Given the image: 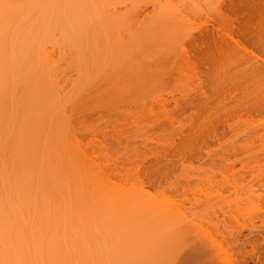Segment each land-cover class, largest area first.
<instances>
[{"label": "rangeland", "instance_id": "374dc122", "mask_svg": "<svg viewBox=\"0 0 264 264\" xmlns=\"http://www.w3.org/2000/svg\"><path fill=\"white\" fill-rule=\"evenodd\" d=\"M61 1L0 0V16L21 14L22 17L31 14V17H33V15H38L36 11H42L40 14L43 16L45 14L43 13L44 10L46 12V9L49 8L54 13L52 8L58 5L61 6L60 4L64 3ZM63 1H66V5L64 4L66 8L71 3L73 5L74 2H77L76 0ZM86 1L87 4L85 5L83 0H78L81 3V9L86 6L82 10L89 13L87 15H90L89 19L91 20L87 21L88 16L81 13V10L78 9L79 6L76 7L75 11L77 9L80 11L79 13L86 19H83L82 16L81 18L85 22L87 21V24L84 23L85 25H83L84 21L81 18L79 19L78 13L75 12L74 16H77L76 19H73L77 23L75 21V25H72V29H70V25L74 23V20H72V15L71 17L69 15L73 11L67 10L69 15H64V17L63 14H66V10H63L62 18L57 16L59 14L56 15L64 25H61L64 28L63 33L61 27H59V30H61L59 32L62 35L56 30L57 21L55 23L53 21L55 27L52 26L51 31L55 29L56 32L53 31L55 34H50H53L52 37H56V40L53 38L52 42V38H50L49 41L48 37L40 40V43L42 42L44 46L43 51L47 52L45 53L46 58H41H44L43 60H46V62L48 61V67L50 64L52 65V72L55 68L53 75L50 71L51 78L48 77L49 70L46 72L47 75L44 74L48 78L41 77L42 83H44V78L49 85L45 88V82L42 86L45 90L52 86L56 96L54 95L55 102L53 104V98L51 100L49 96L45 95V99L49 98L50 102L47 99L43 100L46 102L42 105V107L45 106L43 107L45 109L42 113L43 116L38 114L40 118L37 115L38 118L36 116L31 121L33 126L30 124L31 128L28 129L30 132V134L28 133L30 137H27L28 144H58L59 147H68L71 152L64 151L61 153L62 156L58 154L61 151L53 153L54 155L50 154V156L52 155L50 161L52 160L54 163L58 160V163L54 164H62V157L65 163H82V165L85 163V166H88L85 167L86 169L102 168L101 170L109 174H121L128 177L147 174L162 175L160 177L167 175L166 177L169 178L165 182L168 185L163 184L164 186H160L161 190L159 189V191H162V195L160 193L159 197L161 198L158 197L161 200L163 198L162 201L170 205L166 208H164V205L162 209L165 210H160L162 215L165 216H160L163 217V222L161 221L162 223L160 222L161 225L160 223L159 225L162 231L165 228V231L167 229L171 234L169 235L166 232L168 234H166V237L164 233L161 235L163 238L159 237V240L163 242L160 244L163 246H160L162 253L160 255L167 257V259L165 258L167 261L164 260V263L171 264L173 258H171V253L173 250L175 252V248H177L175 244L177 245L179 242L180 244L182 242L187 244L189 248L191 244L201 242L208 244L210 240L211 242L214 240L217 243H222V245H225V243L230 245L233 264H264V261H262L264 257L261 255L262 245L264 244V175H262L264 173V144L259 142L254 144L242 143L245 131H248L258 122L255 120H250L253 121V124L248 122L251 117L244 115V113L250 107L248 106L250 102L252 103L251 98L256 94L255 90L259 89L261 85L251 69H248L249 66L240 64L234 52V54H222V52V55H220V51H218L220 50L218 45L220 42L218 43V41L221 39L233 45L235 22L239 18L237 12L241 14V9L243 11L247 8L246 5L244 7V4L259 5L257 6L259 8H256L259 14V12H264V0H102L103 4L90 1L91 5H88L89 0ZM244 1L247 3H244ZM78 2L73 6H77ZM82 3H84V6ZM94 5L101 6L94 8H98L99 18L93 9ZM91 6H93L92 10L95 13H92V10L89 9ZM87 8L90 11H87ZM57 10L55 12H59ZM169 12L173 14L170 13V16ZM26 13L27 15H23ZM117 14L120 17L119 19ZM51 15L53 16V14L45 16L52 18ZM65 18L66 21H64ZM115 18L116 20H114ZM100 19H103L102 22ZM78 21H81L79 23L82 25H79ZM257 21H254V28L258 27L260 29L263 24H260L259 27ZM88 22L92 27L88 25ZM59 23L60 21H58V26H60ZM74 26H77V28L80 26L79 30H83V26L85 30L77 31V33ZM262 31L264 33V28ZM128 39L129 43L127 42L126 45L129 50L125 42V46L123 45V40L127 41ZM139 39L144 44H149L150 47H147L148 45L142 46L148 48L149 53H147L148 50H144L142 47V49H139L138 46L142 43ZM110 41H120L119 43L123 45V48L116 50H118V53L125 49L123 51L125 56L130 54L131 51L134 56V49H137V47V51L141 50L142 52L144 50L145 54L140 52V54H136L137 61L135 57L134 59L131 58L130 54L127 57L128 60L124 61L125 56H121V58L120 53L113 54L114 52H111L112 48L110 46L113 43H110ZM137 41L141 43L138 44ZM213 45L218 50H215ZM100 49L104 51V55ZM127 50L130 53L127 52L126 54ZM99 51L102 52L101 56ZM210 51L214 53L211 52V54ZM208 53L210 54L208 55ZM147 54L152 56L150 57ZM51 57L52 59H50ZM210 57L213 58V62ZM151 58L158 60L157 63L155 61V63H152ZM143 59L146 62L150 59L152 61L145 63ZM130 60L135 61L130 62ZM121 62L125 64H121ZM127 62L132 67L136 64L140 66L139 69L144 68V70L150 63L154 66L160 63L162 70L159 69L160 66L158 65V69L155 67L157 69L156 74H158V70L162 73L158 75L152 73L154 77H151L150 70H147L151 68L152 71H155V69H152L153 67L150 65L145 70L149 72L150 78H147L149 84L146 79L147 85L143 83L144 86L140 88L141 84L136 91L134 90L135 94L134 92L130 93V90L124 94L121 92V97H117L120 96V92L117 90L118 95H116L117 93H114L116 89L110 88L109 83L112 82H110V79L112 78L114 81L115 67L117 68L118 65L122 66L121 74L125 68L124 65L131 69V66L126 64ZM137 62L140 64L138 65ZM148 63L149 65H147ZM53 66L54 68H52ZM132 69H135V67ZM136 69L138 68L136 67ZM126 70L124 71L126 72ZM231 70L232 72H230ZM40 73L36 76L38 80H40L39 76L43 75ZM117 74L118 72H116ZM251 78L253 81H251ZM109 88L110 90H108ZM116 88L118 89V87ZM261 89L259 92H261ZM44 92L47 94L48 91ZM105 93L106 95H104ZM66 97H69V100ZM244 99L246 102L248 101V104L244 102ZM62 105L63 107H61ZM239 114H242L240 115L242 117H239ZM244 116L246 119H244ZM213 119L216 122L217 120L224 122H220V124L217 122V124ZM72 144H75V147ZM71 147L77 152L72 151ZM188 148L192 150L194 148L191 153L193 155L195 152L197 153L194 155L195 158L193 155L189 157L190 151ZM78 151H82L84 156L82 154H80L82 156L76 155ZM72 152L76 155L75 158ZM85 158L90 163L86 162ZM224 169L231 170L232 175L236 173L234 181H238V183L236 182L238 187L234 188V186L229 185L230 188L228 185L222 184L220 174ZM62 171L64 170L61 169L59 173H63ZM200 173L202 176L203 174L208 177L213 175L217 178L212 184L208 182L206 184L204 180V183H202L196 180V176H200ZM260 174L261 176H259ZM189 176L194 177L187 180ZM168 182H172L171 185ZM132 183H134V180ZM132 183L130 182V184ZM209 192L212 194H209ZM217 192L222 196L217 195L218 197H214ZM171 207H174L175 210H172ZM167 209L172 210L174 214L172 213L171 216V212H168L170 217L166 216L167 212H163ZM170 223L174 228L172 232L167 227ZM161 229L158 227L159 232ZM164 246L169 248L164 249ZM162 250L167 251L162 252ZM167 252L170 253L169 256L166 255Z\"/></svg>", "mask_w": 264, "mask_h": 264}, {"label": "bare ground", "instance_id": "6f19581e", "mask_svg": "<svg viewBox=\"0 0 264 264\" xmlns=\"http://www.w3.org/2000/svg\"><path fill=\"white\" fill-rule=\"evenodd\" d=\"M76 1L78 2V0ZM83 1L86 5L87 1L86 0H83ZM90 1H93L94 3L98 2V4L99 3L103 4L101 2L102 0H89L88 5H91ZM61 2H64L60 4L61 6L58 5L57 7H53L54 9L52 8L54 13L50 11L49 10L50 8H49V9H46V12L44 10L43 13L45 14H43V16L40 14L42 11H36L38 12V15L37 14H36L37 16L33 15V17H31L32 16L31 14L30 16H22V17H21V14H18L19 16L17 14L15 16L14 15H1L0 16V264H167V262L164 263L165 261H167L165 260V258L167 259V257L165 255H164L165 257L161 256L162 253L160 250V246H161L160 244H162L163 242L159 240L160 239L159 237L163 238V236H161L162 233H164L165 237L167 233L171 235L170 232L167 231V229L165 231V228L162 231L161 226H160L161 223L163 222L162 218L165 216L164 214L163 216L161 213V211L165 210V209H162V206L165 205L164 208H166V206L170 207V205L165 204V202L162 201L163 198L162 200L158 199L159 194L162 192V191H159L160 186L163 184H167L165 182L169 178V177L168 178L166 177L167 175L160 177L162 175L155 176L152 174H147V175H142V176H134V177L129 176L128 177L126 175L124 176L121 174H113V173L109 174L101 170L102 168L99 169L98 166H97L98 169L94 167L93 169L91 168L86 169L85 167L87 165L85 166V163H83L84 166L82 165V163L72 164L70 162L69 164L68 162H66L68 163L66 164L62 160V157H61L62 162L60 161L62 164L60 163L54 164L58 160L54 163L52 162V160L50 161V158L52 157V155L50 156L51 153L55 154V152L58 153V151L59 152L61 151L58 154L62 156L61 153H63L64 151L71 152V150L69 151L68 147L67 148L59 147L58 144L57 145L40 144V143L39 144H28L29 141L27 140V137H30L28 135V133L30 134L28 129L30 127V124L33 123L31 121H33V118L36 117L38 114L42 115L43 111L45 110L43 108L45 106L42 107V105L46 103L43 101L47 99V98L45 99L46 97L45 95L49 96L51 100L52 98L54 100L56 96L55 93L53 92L54 88L52 86L46 89L48 92L47 94H45L44 92L46 91L45 88L48 87L49 85L47 84V81L44 78H43L44 83L46 82L47 85L45 84L44 86L45 88L42 86L44 83H42L41 77L42 76L46 77L47 75L46 72L47 70H49L48 77L51 78L50 74L52 72L51 71L52 65L51 64L49 65L50 67L49 69L48 67L49 63L47 64L48 61L46 62V60H43L44 58L43 59L41 58V57H45V53L47 52L43 51L42 48L44 46L42 42L40 43V40L45 39L46 37H48L49 41H50V38H52L51 41L54 39L56 40V37H52L53 34H55L53 33L55 29L51 31L53 29V28L51 29V27L52 26L55 27V24L53 23L57 21L56 30H58L57 32L59 31L61 32V30H59V27L63 25L60 20V18H62L61 14L62 12H64L63 10L67 11L70 9V11H73L72 14L70 12V15H69V11L67 12L65 11L66 14H63V16L69 15L70 17L72 15V20L76 19L77 15L74 16L75 12L78 13L79 19L81 18L82 14L84 15L85 13L82 9H84L86 6L82 7L81 9L80 2H78L77 6H73V5H76L77 2L76 3L74 2L75 4L73 3V5L71 3L70 6L72 8L70 6L67 8L65 7L66 1L62 0ZM84 3H82L83 6H84ZM238 3L240 4V2ZM244 3H247V2L244 1ZM245 5L247 6V8L243 9V11H245L244 14H243L242 9H241V12H242L241 14H239L240 12H237L239 15L238 16L239 18L235 22L236 23L235 35H234V38H232V40L234 39V41L232 42L233 45L231 43L225 42L226 40L224 41V39L223 40L221 39L220 41H218V43L220 42V44L216 42L219 45L220 50H218L217 47L215 48V46H217L216 43H214L215 46L214 45L213 46L215 50L217 49L218 51H220L219 53L220 55L224 53H231V54L235 53L234 55L238 57V61L240 62V64L248 65L249 66L248 69H251L253 74H255V76L257 77L258 82L260 83L261 87H263L262 89L261 87H259V89L257 88V90H255L256 94H254L255 93L254 92L253 93L254 97L251 98L252 103L250 102V105H248L250 107L244 113V115L246 114V116L249 115L251 117V119L249 118L248 122H252V124H253V121H250V120H255L258 122H256L255 125L249 128L250 130L248 129V131H245V134L243 137L244 139L242 140V143L243 144H247V143L254 144L256 142H259L260 144H264V92H263L264 90V33L262 31L264 28L263 27L264 26V12L262 13L259 12V14L257 13L256 8H259L257 7L259 5L256 6L254 4H251V5L244 4V7ZM78 6L80 7L78 9L81 10L82 14L79 13L80 11L78 9L77 11H75L76 7ZM96 6H100V5H96ZM96 6L95 5L94 7L91 6L89 7V9L92 10V7L94 9L96 8ZM89 9L87 8L86 10L88 11ZM55 10L61 13L55 12ZM94 10L96 11V14L99 18V14H98L99 12H97L98 8ZM95 11L92 10V13L93 12L95 13ZM172 12H169V14ZM49 14H53V16L51 15L52 18L49 16H45ZM85 14L87 15L89 13H85ZM23 15H27V13ZM56 15L61 16V17L59 18ZM69 16H68V19H69ZM82 18L86 19L83 16ZM82 18L81 20L84 21ZM89 18H90V15L88 16L87 21L91 20ZM117 18L118 19L120 18L119 15ZM66 20L67 19L65 18L64 21ZM114 20H116V18ZM58 21H60L59 23L60 26H58ZM75 21L76 20H74V23H72L71 21L72 24L70 25V29H72L71 28L72 25H75ZM254 21L255 22L257 21V24L259 22L258 26L260 24H263L261 26V28L263 27L262 30L261 28L259 29L258 27H257L258 30H256L257 28H254L255 27V25H253L255 24ZM79 22L81 21H78L79 25H82V24L85 25L84 23H86L85 21L82 24H80ZM88 25H90V23ZM63 26L61 27L62 33L64 29ZM74 27H76L75 29H77L76 32L77 31L80 32V30H82V29L79 30L80 26H78V28L77 26H74ZM74 27H73V31H74ZM82 28L83 30H85L83 26ZM60 32L59 34L62 35ZM50 33H53V34H50ZM48 35L51 37H49ZM128 41L129 39L127 41L123 40V45H124V42L126 45ZM139 41L142 42V40L140 39ZM119 42L110 41V43H113V44L115 43L114 44L115 47L113 44H111V46L113 45L112 47L109 44L110 48H112L111 52L112 53L114 52L113 54L120 53L119 54L120 57L125 56V52H123L125 49H122L121 52L123 53H121L120 51L117 53L118 50L116 49L120 48L119 50H121V48H123V45H121V43ZM118 43L121 45V47ZM141 44L140 46H138L139 49L143 45H146V46L148 45L147 47H150L149 44H146V43L144 44L143 42ZM88 49L86 50L89 51ZM102 49H100V51ZM137 49H134V53H135V54L133 53L134 56L131 54L132 51L131 53L128 52L129 49L126 51V54L127 52L130 53L131 58L133 57L134 59L136 54L137 55L140 53L145 54L143 51L145 49L148 50V48L145 47L143 48L144 50H142L143 52L142 53L141 50L137 51ZM42 51H43V54H42ZM212 51H210V53ZM102 52L99 53L100 56H101V53L104 55L103 50ZM147 53H149V50ZM210 53H208V55ZM130 54H127V56L123 58L124 61H126L127 57ZM149 56L151 57L152 55H149ZM211 57H210V60L212 61L213 58L211 59ZM50 59H52V57ZM151 59L150 61L147 60V62L152 61L153 63L154 61L155 62L158 61V60H154L153 58ZM135 60H136V57H135ZM131 61L132 60H130V62ZM122 62L121 64H125ZM138 62L137 64L139 65L140 63ZM147 62L145 60V63ZM152 63H150V65L151 67H153L152 69H155V71L154 70L152 71L151 68H148L150 67L149 63L147 64L149 66L145 67V70L146 68H148L147 71L150 70L149 71L150 76L154 77V75H158L162 73V71L160 72L158 70V74H156L157 69H158L157 67L160 63H158L157 65L155 64V66L152 65ZM126 64H129V63L127 62ZM129 65L131 66V69L128 66L124 65L125 68L127 67L126 68L127 70L124 68L122 71V74L120 73L121 72L120 70H122V66L120 65L117 66L118 70L115 67L116 72H118L117 75H116V72L115 74L112 72L114 74L113 78L115 79L113 81L111 78L110 82L112 81L113 83L111 82L112 85L110 83L109 85H110V88L116 89V90L114 89L116 92L112 91L115 94L117 93L116 95H118V92H120V96H117V97H121L122 93L124 94L130 90H131L130 93L134 92L135 94L136 89H138L141 84L142 86L140 88H142L146 84V82L148 83L149 81L147 79L148 77L150 78L149 72L145 71L144 68L139 69L140 66H137L136 64H134L133 67L131 64ZM54 66L52 68H54ZM119 67L121 68L119 69ZM134 67L135 69H132ZM136 67L138 69H136ZM159 69L162 70L161 66ZM54 70L55 68L53 69L52 75L54 73ZM124 70H126V72ZM230 72H232V70ZM39 73L43 74L39 76L41 81L37 79L38 77L36 78V76H38ZM152 73L154 75H152ZM251 81H253V79ZM109 85L107 87H109ZM116 87H118V89ZM110 88L108 90H110ZM61 89L63 88L61 87ZM260 89H261V92H259ZM117 90L119 91L117 92ZM106 93L104 95H106ZM114 93L113 95L115 97L116 95ZM129 96L131 97V95ZM117 97L115 98L117 99ZM49 98L47 100H49L50 102ZM66 98L68 99L69 97H66ZM54 102L55 100L53 101V104ZM244 102H246L245 99H244ZM49 106H50V103H49ZM61 107H63V105ZM39 110L40 112L41 111L42 112L40 113ZM57 114L58 113L56 112V115ZM240 115L242 114H239L238 116L242 117ZM239 119L241 120V118ZM244 119H246L245 116H244ZM54 120L56 121V118ZM217 122L220 124V122H224V121L217 120ZM60 136L62 137V133ZM72 148L73 147H71V149ZM194 148L193 150L188 148L190 151L189 157H192L190 155H193V153L191 152L194 151ZM72 151L77 152L73 149ZM74 152H72V154L74 155L73 156L74 158L76 155L82 154V151L81 152L78 151V154L76 153V155L74 154ZM80 156L78 157L80 158ZM85 161L88 162L86 158H85ZM91 164L93 163L91 162ZM61 169L64 170L62 171L63 173H59ZM225 169L220 174L222 184H226V186L228 185V187H230L229 185H232V187L234 186V188L238 187L237 186L238 181H234V177L236 173L235 175H232L233 172L230 173L231 170L229 169L225 170ZM262 175H264V173ZM201 176L202 174L200 176H196L197 177L196 180L201 181L202 183L206 182V184L207 182L209 184L214 183L216 180L215 178H217V176L214 177L213 175H210L208 177L207 175L203 174V176L202 177ZM259 176H261V174ZM193 177L194 176H189L187 180L193 179ZM131 179L134 180V183H132L133 180L131 181ZM129 181L132 184H130ZM210 187L212 188V186ZM229 192H232V191H229ZM209 194H212V193L209 192ZM217 195L222 196L220 193L218 194L217 192L216 196L214 197H218ZM171 208L172 210H175L174 207H171ZM172 210L167 209L163 213L167 212L166 216H169L170 213L168 212H171V216H172V213H173ZM160 216H163V217H160ZM163 220L166 222L165 219ZM157 226L160 227L161 229L160 232L158 231ZM170 226L172 228L171 223L167 227L172 232L174 228L171 229ZM179 244L178 243L177 245L175 244V247L177 248H175L176 249L175 252L173 250L174 253L173 252L171 253V258L173 257L171 259V264H233L232 263L233 259H232V254H231L232 249L230 245H228V243H225V245L224 244L222 245V243H217L214 240L213 242H211L210 240L208 244L202 243V242L197 243V244H191L189 245V248L187 247V244L183 242L182 244L180 245ZM166 247L164 249L169 248V247L167 248ZM262 247L263 248H262L261 255L262 257H264V244L262 245ZM164 251H167V250H164ZM164 251L162 250V252ZM167 253L168 254L166 255L169 256L170 253L169 252ZM160 256L161 258L163 257L164 258L161 259ZM262 261L264 260L262 259Z\"/></svg>", "mask_w": 264, "mask_h": 264}]
</instances>
